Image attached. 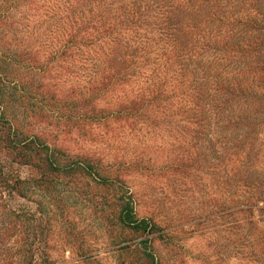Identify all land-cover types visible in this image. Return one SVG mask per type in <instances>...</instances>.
I'll use <instances>...</instances> for the list:
<instances>
[{
  "label": "trees",
  "instance_id": "obj_1",
  "mask_svg": "<svg viewBox=\"0 0 264 264\" xmlns=\"http://www.w3.org/2000/svg\"><path fill=\"white\" fill-rule=\"evenodd\" d=\"M44 102L57 113L52 143L31 133ZM124 118L157 134L192 127L190 147L202 143L194 163L220 166L229 198L239 199L227 212L261 228L264 0H0V264L67 263L51 257L50 240L79 184L113 186L103 160L73 151L70 135ZM114 200L118 223L146 234L148 263L163 264L151 245L158 221L137 217L132 191ZM80 246L76 261L101 264L96 249Z\"/></svg>",
  "mask_w": 264,
  "mask_h": 264
},
{
  "label": "rangeland",
  "instance_id": "obj_2",
  "mask_svg": "<svg viewBox=\"0 0 264 264\" xmlns=\"http://www.w3.org/2000/svg\"><path fill=\"white\" fill-rule=\"evenodd\" d=\"M40 101L35 105L41 106ZM42 107L46 111L39 117L41 124H35L31 133L52 143L55 130L50 120L56 122L57 113L45 102ZM191 129L168 127L157 134L155 127L142 120L124 118L92 123L84 127V135L81 127L72 132L70 148L101 158L113 186L106 189L91 179L82 180L80 199L62 226L52 232L51 257L66 264H93L75 260L82 245L96 249L101 264H150L143 254L146 234L117 221L114 192L127 190L137 201V217L153 216L162 227L151 245L163 264H264V221L258 237L253 223L247 220L243 225L237 213L227 212L239 199L229 198L221 184L220 166L209 170L206 162L194 163L191 156L202 149V143L196 142L194 150L190 147ZM180 156L188 168L183 176L173 171ZM68 219L73 226L63 232Z\"/></svg>",
  "mask_w": 264,
  "mask_h": 264
}]
</instances>
